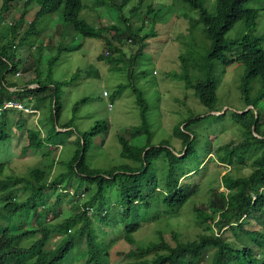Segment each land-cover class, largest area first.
<instances>
[{"label":"trees","instance_id":"obj_1","mask_svg":"<svg viewBox=\"0 0 264 264\" xmlns=\"http://www.w3.org/2000/svg\"><path fill=\"white\" fill-rule=\"evenodd\" d=\"M184 1L198 10L199 17L193 19V23H203L207 36L212 40L207 54L195 65L199 70L198 75L202 76H198L196 82L188 77V85L196 89L198 97L209 111H220L215 108L217 89L222 81L217 73V63L227 67L239 62L245 66L241 82L242 97L246 104L243 110L253 105L243 113L234 112L243 140L239 143H227L217 149L208 143L206 156L214 154L217 161L225 165L234 164L235 161L244 164L247 158H253L251 173L234 176L228 171L223 174L222 184L226 191L213 189L208 202L196 208L199 220L208 222V231L201 233L198 238L181 241L175 236L177 241L172 244L160 232L159 240L147 245L138 244L134 234L141 226L139 215L142 210H154L153 201L158 200L166 208L163 213H168L167 210L175 211L198 190V183L182 180L184 176L193 174L194 170L183 171L181 163L197 152V134L191 132L187 125L203 117H191L185 126H182L183 122L177 126L174 135L181 140L180 149L174 147L169 140L155 145L147 110L143 105V95L140 90L135 89L138 102L142 106L143 121L133 127L130 133L136 140L143 132L145 141L133 143L124 135H119L121 153L123 157L132 160L133 164L127 163L107 170L90 167L86 160L87 150L93 138L100 133H104L105 137L99 143H105L110 131L108 123L97 122L84 133L78 132L73 120L64 125L59 124V83L51 76H48L49 82H42L39 72V65L42 63L40 56L32 59L30 55L23 63L16 56L18 47L25 41L23 38L32 32L28 30L18 43L15 42L30 6L36 0H3L2 12H10L13 4L17 2H23V10L20 18L8 24L9 30L0 32L1 39L10 38L0 46V108L6 101L13 100L36 112L27 113L15 108L0 109V144L10 139L7 127L9 124L14 125L16 114L17 127L22 128L28 137L24 153L29 150H44V155L50 154L48 147L54 144L51 140L59 133L58 128L78 135L73 140L76 145L73 156L58 164L62 169L55 175L53 171L56 166L53 161L32 169L25 176L4 177L2 175L7 163L0 162V264H8L11 257L20 258V264H65L69 261L66 258L76 250L78 251L73 257L80 252V264H110L111 242H107L100 235H107V227L119 225L123 228L124 238L130 244L127 250L121 251L126 260L119 264H264V230L245 227L250 217L264 219V132L259 110L264 100V48L260 46V37L254 33L260 11L247 6L258 0H215L213 12L204 0ZM38 6L31 22L32 30H35L43 17L62 9L64 20L82 36L106 40L109 53H102L99 57H107L113 67H121L119 61H124L123 58L114 56L115 52L123 54L122 48L114 39L123 41V34L127 33V39L140 42L136 57L128 59L130 67H133L146 47V41L153 35L152 32L142 33L146 21L135 30L128 19L124 20L123 27L114 23L94 26L80 17L85 7L83 0H43ZM152 10L150 7L148 13ZM241 20L245 22L244 34L239 39L226 38V34ZM1 22L0 12V24ZM54 60L56 57L52 59ZM33 69L37 74L36 78L26 82L23 87L17 81L7 79L12 72L27 73ZM255 81H259L261 86L252 95ZM31 84L38 85L31 87ZM13 87L17 90L12 91ZM47 101L50 105L49 120L39 123L41 129L34 128L35 125L27 126L24 115L41 112ZM56 144H60V141H56ZM147 148L149 149L146 150ZM83 149L85 152L81 156ZM161 157L164 161L162 164H166V167L160 176L155 164ZM112 187L117 192V201H113L112 196L107 194ZM68 198L75 205V209L62 217L60 205ZM133 210H136L135 216L132 214ZM118 214L122 217L121 221L118 220ZM160 215L158 213L155 216ZM37 219L40 224L35 227ZM95 219H99L103 226L97 225ZM228 231L235 235L239 243L226 235L225 232ZM56 236H59L60 241L52 246Z\"/></svg>","mask_w":264,"mask_h":264},{"label":"rangeland","instance_id":"obj_2","mask_svg":"<svg viewBox=\"0 0 264 264\" xmlns=\"http://www.w3.org/2000/svg\"><path fill=\"white\" fill-rule=\"evenodd\" d=\"M40 1L43 0L32 3L20 33L15 38V42L18 43L24 36V32L32 31L23 38L25 41L18 47L16 56L22 63L26 62L30 55L32 59L40 56L42 63L39 65V72L42 82H49L48 76H51L59 83L61 89L58 122L60 125L73 120L78 132L84 133L94 127L97 122L108 123L110 131L105 138V143L103 145L99 143L101 138L105 137L104 133H100L93 138L87 150L86 160L90 167L107 170L127 163L133 164L132 160L123 157L121 153L122 145L119 135H124L133 143L145 141L146 136L143 132L136 140L130 133L133 127L140 125L143 121L142 106L138 102L135 89L140 90L143 95L145 102L143 105L147 110L152 141L155 145L169 140L174 147L180 149L181 140L174 135L177 126L181 122H183L182 126H185L191 117L198 115L203 117L187 125L191 132L197 134V152L192 158L181 163L183 171L194 170L193 174L184 176L182 180L198 183V190L183 206L175 211L167 210L168 213H163L162 211L166 208L161 202L154 200V210L144 209L140 212L141 226L134 237L138 244L147 245L159 240L161 232L168 241L175 244L177 241L175 236L181 241H188L207 232L208 222L199 220L196 208L208 202L213 189L226 191L222 184L223 174L229 171L234 176H245L253 170L251 166L253 158H247L244 164L235 161L234 164L225 165L218 162L214 154L206 156L205 152L208 143L217 149L227 143H239L243 140L234 112L243 110L246 106L241 90L245 66L239 62H234L227 67L220 62L217 63V73L220 74L222 81L217 89L215 108L220 109L222 113L210 114L211 111L200 100L196 89L189 86L188 82L189 79L196 82L199 79L198 76H202L198 75L199 70L195 68V65H198L207 54L212 40L207 36L203 23H193V19L196 20L199 17V12L184 0H107L105 2L83 0L85 7L80 17L94 26L114 23L123 27L124 20L128 19L132 22L134 30L146 21L142 33L152 32L153 35L146 41L147 45L133 67H130L128 59L136 57L141 46L140 42L127 39V33L123 34V41L114 39L123 51V54L114 53L115 57L124 59L119 61L121 66L119 68L113 67L107 57H99L102 53H109L106 40L82 36L64 20L62 9L46 15L37 24L35 30H32L31 22L37 10L31 9L34 5L38 7ZM204 1L213 12L215 0ZM2 4L3 0H0L2 14L0 32L4 29L9 30V25L20 18L23 10V2L14 3L10 12H2ZM247 6L255 7L260 11L254 33L260 37V46L264 48V0L250 2ZM150 7L153 10L148 13ZM245 30V22L241 20L226 34V38L239 39ZM1 38L2 35L0 46L10 40V38H6L7 40ZM55 57L56 60L52 61ZM36 76L33 69L27 73L12 72L7 79L17 81L20 86L35 79ZM35 86V84L32 85V87ZM260 86V82L255 81L251 94L255 95ZM262 103L259 110L264 132V100ZM49 113L50 105L47 101L43 112L36 113L34 119L28 118V124L31 122V125H35L34 128L41 129L39 123L46 118L49 120ZM17 118L18 114H16L15 122ZM15 122L13 126L9 124L7 127L10 139L0 144V162L7 163L2 176H25L32 169L51 164L53 161L56 166L53 171L55 175L62 169L58 164L70 160L73 156L76 149L73 140L78 133L58 128L59 133L51 140L54 144L48 147L50 154L47 153L48 155L45 154V156L44 150L43 152L29 150L24 153L23 149L28 141L27 133L17 127ZM42 130L44 131L43 128ZM43 133L45 135V132ZM56 141H60L61 145L56 144ZM202 161L203 164H201ZM162 162H164L163 157L155 164L160 176L166 167V164ZM107 194L112 196L113 201H117V192L114 187L108 189ZM74 206L70 198L64 199L60 205L63 211L62 217L72 213ZM152 211L154 214H151ZM158 213L161 215L155 216ZM132 214L135 216L136 210H133ZM117 217L119 221L122 220L119 214ZM247 220L246 228L264 230V219L257 220L250 217ZM95 221L97 225L103 226L100 225L99 219ZM38 223L40 224L37 219L34 226H38ZM118 227H107V235H100L107 242H111L110 264L124 262L126 258L121 255V251L130 247L124 238L122 226ZM225 233L235 243H239L232 232ZM59 241V236H56L52 246L57 245ZM74 254L66 258L69 261L65 264L81 263L80 252L75 257H73ZM20 262V258L11 257L8 264H20Z\"/></svg>","mask_w":264,"mask_h":264},{"label":"built area","instance_id":"obj_3","mask_svg":"<svg viewBox=\"0 0 264 264\" xmlns=\"http://www.w3.org/2000/svg\"><path fill=\"white\" fill-rule=\"evenodd\" d=\"M6 108H15V109H18V110H23V111H25L27 113L36 112V110H34V109L30 108V107H26L24 104L20 103L19 101H13V100L6 101L4 106L2 108H0V109H6Z\"/></svg>","mask_w":264,"mask_h":264},{"label":"crops","instance_id":"obj_4","mask_svg":"<svg viewBox=\"0 0 264 264\" xmlns=\"http://www.w3.org/2000/svg\"><path fill=\"white\" fill-rule=\"evenodd\" d=\"M38 5H39V4H38ZM38 7H39V6H38ZM38 7L34 5V6H32V9H31V10L36 9V10L38 11ZM34 17H35V16H34ZM44 18H45V17H43L42 19H44ZM33 19H34V18H33ZM42 19H41V20H42ZM41 20H40V21H41ZM24 33H25V32H24ZM25 84H26V83H25ZM25 84L23 83V85H20V87H23ZM32 85H33V84H31L30 86L32 87ZM35 85L37 86L38 84H35ZM14 88H15V87L11 88V90H12V91L17 90V88H15V90H13ZM44 107H45V106H44ZM43 109H44V108L41 109L40 114L43 112ZM49 114H50V113H49ZM24 116H26L27 126H29V127H30V126H33V125L30 124L31 122L28 124V118H29V119H34V117H35L36 115L25 114ZM38 119H39V118H38ZM46 119H47V118H46ZM43 120L45 121V119H43ZM42 134H43V136H44V133H42ZM58 146H60V145H58Z\"/></svg>","mask_w":264,"mask_h":264},{"label":"water","instance_id":"obj_5","mask_svg":"<svg viewBox=\"0 0 264 264\" xmlns=\"http://www.w3.org/2000/svg\"><path fill=\"white\" fill-rule=\"evenodd\" d=\"M54 104H55V100H54ZM251 107H253V105H250L249 107H247L245 110H240V111H237V112H239V113H243L244 111H247V110H249ZM212 113H215V114H220V113H222V111H211L210 112V114H212ZM56 122H57V120H56ZM59 129H61V128H59ZM83 143H84V141H83ZM149 148H147L146 150H148ZM84 152H85V150L83 149L82 150V153H81V156L84 154ZM145 153V152H144Z\"/></svg>","mask_w":264,"mask_h":264}]
</instances>
